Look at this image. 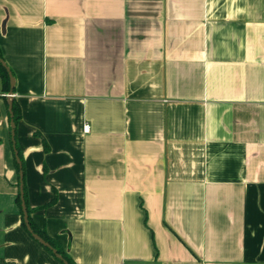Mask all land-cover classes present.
<instances>
[{
  "label": "crops",
  "instance_id": "0c3cea01",
  "mask_svg": "<svg viewBox=\"0 0 264 264\" xmlns=\"http://www.w3.org/2000/svg\"><path fill=\"white\" fill-rule=\"evenodd\" d=\"M0 49L32 217L77 264H264V0H0ZM10 90L0 264H61L22 224Z\"/></svg>",
  "mask_w": 264,
  "mask_h": 264
},
{
  "label": "trees",
  "instance_id": "16d2710c",
  "mask_svg": "<svg viewBox=\"0 0 264 264\" xmlns=\"http://www.w3.org/2000/svg\"><path fill=\"white\" fill-rule=\"evenodd\" d=\"M0 55H2V52H1V49H0ZM0 69H1V76H2V82H3V87L5 90H10L11 88V79H10V74L9 72L7 71V69L1 64L0 62ZM13 111H14V120L15 122L17 123L18 120L20 119L21 117V112L19 110V106H18V103L16 101L13 102ZM17 149L19 151V154H20V157H21V160H22V164H23V170H24V161H23V158H22V153H21V150L17 144ZM16 167L18 169V171L21 170L20 168V165L18 164L17 160H16ZM24 190H25V199H26V203H27V207H28V212H29V219H30V223L32 225V228L35 230L36 233H38L39 235H41L44 239H46L48 242H50L54 248H56L58 250V252L66 259L68 260V262L70 264H77V262L72 258V256L69 254V252L64 248V246L62 245V243L51 237L44 228H42L41 226H39L33 219L32 217V212H33V208L30 207L29 203H28V190H27V186L25 184V172H24ZM56 196H54V198L50 201L53 202L55 200ZM17 202H18V205L21 209V213H22V216H23V220H22V224L23 226L26 228V230L28 231L27 229V226H26V223H25V220H24V213H23V209H22V198H21V193L19 192L18 194V197H17ZM49 204V203H48ZM46 204V205H48ZM45 205V206H46ZM29 232V231H28ZM30 233V232H29ZM30 235L32 236V234L30 233ZM43 246V245H42ZM45 247V246H44ZM53 256L56 257V255L54 254V252L48 248V247H45ZM57 258V257H56ZM61 264H64L62 260H60L59 258H57Z\"/></svg>",
  "mask_w": 264,
  "mask_h": 264
},
{
  "label": "water",
  "instance_id": "95a60500",
  "mask_svg": "<svg viewBox=\"0 0 264 264\" xmlns=\"http://www.w3.org/2000/svg\"><path fill=\"white\" fill-rule=\"evenodd\" d=\"M0 62L1 64L7 69V71L10 74V79H11V90H10V94L9 97L11 98L10 101V112H11V127H12V139H13V143H14V150H15V156H16V160L18 162V164L20 165V193H21V198H22V209H23V213H24V220L27 226L28 231L32 234V236L39 242L41 243L43 246L50 248L54 254L56 255L57 258H59L60 260L63 261L64 264H70L68 262V260H66L59 252L56 248L53 247V245L48 242L46 239H44L41 235H39L38 233L35 232V230L32 228V225L30 223V219H29V212H28V207H27V203H26V199H25V190H24V170H23V164H22V160L19 154V151L17 149V145H16V138H15V130H16V122L14 120V111H13V97H14V86H15V79H14V75L10 69V67L7 65V63L5 62V60L0 56Z\"/></svg>",
  "mask_w": 264,
  "mask_h": 264
},
{
  "label": "built area",
  "instance_id": "2783aa9c",
  "mask_svg": "<svg viewBox=\"0 0 264 264\" xmlns=\"http://www.w3.org/2000/svg\"><path fill=\"white\" fill-rule=\"evenodd\" d=\"M90 126L87 124L85 125V131H89Z\"/></svg>",
  "mask_w": 264,
  "mask_h": 264
}]
</instances>
